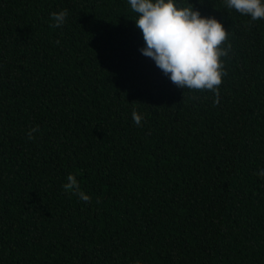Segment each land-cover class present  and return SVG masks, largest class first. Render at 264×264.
Here are the masks:
<instances>
[{"label":"trees","instance_id":"trees-1","mask_svg":"<svg viewBox=\"0 0 264 264\" xmlns=\"http://www.w3.org/2000/svg\"><path fill=\"white\" fill-rule=\"evenodd\" d=\"M177 2L229 32L218 105L127 0H0V264H264V20Z\"/></svg>","mask_w":264,"mask_h":264},{"label":"clouds","instance_id":"clouds-1","mask_svg":"<svg viewBox=\"0 0 264 264\" xmlns=\"http://www.w3.org/2000/svg\"><path fill=\"white\" fill-rule=\"evenodd\" d=\"M127 2L137 15L134 22L146 45L140 49L142 55L151 58L178 88L214 93V105H218L219 86L227 75L222 58L228 57L232 51L229 32L223 24L215 18H203L191 4L183 6L177 0ZM224 4L241 15L250 16L251 21L264 20V0H224ZM67 16V9L53 12L50 17L53 23L49 26L61 27ZM132 118L137 126L141 125V114L133 111ZM38 131V127L30 129L28 139H34L33 134ZM258 175L264 177V170ZM63 189L76 194L84 202L91 200L81 191L75 175L67 176Z\"/></svg>","mask_w":264,"mask_h":264}]
</instances>
